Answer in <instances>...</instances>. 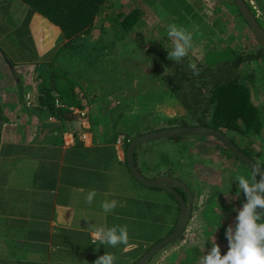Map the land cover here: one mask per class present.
<instances>
[{"label":"crops","instance_id":"crops-1","mask_svg":"<svg viewBox=\"0 0 264 264\" xmlns=\"http://www.w3.org/2000/svg\"><path fill=\"white\" fill-rule=\"evenodd\" d=\"M203 1L206 5L207 0ZM181 3L171 15L187 28L189 18L195 20V4L199 0ZM196 30L193 29V39ZM249 30L242 27L237 33L229 32L224 35V42L234 43L236 48H247L249 44L248 47L259 49L260 44ZM247 32L255 47L249 43ZM53 39L60 41L55 50L50 48ZM66 43L61 29L23 0H0V99L4 121L0 145V264H94L107 252L117 257L115 264H134L159 241H154L155 238L167 236L164 233L150 236L152 224L148 222L159 223L162 211L171 213L174 220L169 228L173 230L180 208L165 190L142 186L129 170L125 143L128 132L139 131L150 118L142 111L143 100L135 99L132 103L124 91L125 85L115 87L118 81L115 75L107 78L105 88L100 85L103 80L96 79L97 92L88 93L86 87H92L88 81L98 76L89 65L90 62L95 65L97 60H88L84 51ZM12 48L18 50L16 58H11ZM60 55L66 61L64 66L56 64ZM85 59L88 68L84 66L83 70L80 66ZM73 75L76 79L70 80ZM53 76L74 86L76 92L69 101L70 109L66 110L62 104L64 112L59 115L42 108L40 103L41 82ZM101 101L110 111L103 108ZM117 121H120L116 124L118 130ZM84 134L85 142L81 138ZM157 142L146 143L136 150L140 170L141 164H148L147 147ZM168 164L165 170L168 167L172 170ZM146 170L141 171L149 178L166 175L154 161ZM92 189L96 196L88 204L85 197ZM155 192L158 194L151 201L149 198L153 196L149 193ZM105 199L119 202L110 213L101 208ZM191 220L185 236L191 232ZM125 224L129 241L137 244L135 248L99 244L89 230L92 225L107 228ZM172 243L149 264L196 263L185 237L176 247H169ZM166 248H170L168 252ZM185 248L187 251L181 252Z\"/></svg>","mask_w":264,"mask_h":264},{"label":"trees","instance_id":"trees-1","mask_svg":"<svg viewBox=\"0 0 264 264\" xmlns=\"http://www.w3.org/2000/svg\"><path fill=\"white\" fill-rule=\"evenodd\" d=\"M23 1L35 12L43 15L61 29L63 39H67L66 44L68 47L79 48L84 53L85 49L87 50L90 47L88 43L89 36L94 29L98 14L107 2L106 0ZM169 1L165 3L166 7L168 9L172 8L174 12L176 6ZM147 2L152 6L156 4V0H147ZM230 4L236 6L233 0L230 1ZM248 5L256 15L249 2ZM139 14L140 11L137 9L129 14H117L121 28L118 30L116 39L113 38V42H105L104 40L99 42L100 45L97 47L106 59L100 65L95 64L93 66L98 76L92 81H88L89 83L92 82L91 86L94 87L96 79L106 81L107 78L115 75V79L118 80L115 87L118 85L122 87L125 82L130 89L131 87L134 88L133 95H130L129 99L132 103L135 99H142L140 105L147 108L149 104L152 106H156V102L161 104L162 101H165L166 96H168V99L173 98L185 110L182 112L183 114H180L181 116L178 115L175 118L178 126L207 125L219 129L264 168V144L261 145L260 151L253 148L256 141L259 138L261 139V133L264 130V84L258 85L259 81L256 77V73L260 74L262 68H264V49L261 46L259 49L252 47L245 49L231 48L229 45L221 47L220 42L215 43L214 41L202 58L194 57L189 51L186 57L180 62H176L168 59L170 49L165 48L163 42L156 38L151 46L146 47V40L141 33L136 34L137 39L125 37L132 27L138 23ZM238 14L242 17L239 10ZM257 19L259 21L258 17ZM184 22L186 23V21ZM222 27L225 28V25H222ZM248 28L251 30L249 25ZM114 43L120 47L116 54L109 52V49L111 50L114 47ZM128 46H133V49L138 48L136 51H131L127 50L126 47ZM139 49L141 50L140 53ZM83 54L81 53L82 56H84ZM216 54H220L221 58L214 57ZM146 55L150 59L149 62H152L153 68L151 72L144 73L145 69L137 68L136 61L139 62L141 58H146ZM190 62L195 63L200 70L198 76L193 75L192 70L189 68ZM140 75H144L145 79L141 80ZM44 76H47V74ZM242 78L244 81H242ZM159 80L167 83V90H161L157 87ZM249 83L253 89H256L254 93L250 90ZM81 87H85V85H81ZM88 87H86V90ZM40 90L41 107L54 111L58 115L62 111L64 112V108L66 110L70 109L69 105L72 104L69 101L73 100L76 95L74 86H70L55 76L43 79ZM203 93H206L207 98L203 97ZM57 103H60L61 106H56ZM62 104L65 105L64 108H62ZM124 106L127 105L124 104ZM121 116L122 114H120ZM119 122L115 123L116 129V124L119 125ZM150 131L140 129L133 133L128 132L129 135L125 143L128 146L136 136ZM183 137L188 136L171 139L179 140ZM216 142L218 141L216 140ZM218 144L228 151L230 156L240 161L224 145L220 142ZM249 171L252 172L250 169ZM260 180L256 176V181L259 182ZM222 184H218L215 188L219 189L218 193L228 202V205L248 202L243 191L236 190V185L231 192H223ZM178 190L186 199L185 192L181 189ZM171 198L175 200L172 196ZM176 203L178 204L177 201ZM263 210L258 208V214L261 216L258 223H264Z\"/></svg>","mask_w":264,"mask_h":264},{"label":"rangeland","instance_id":"rangeland-1","mask_svg":"<svg viewBox=\"0 0 264 264\" xmlns=\"http://www.w3.org/2000/svg\"><path fill=\"white\" fill-rule=\"evenodd\" d=\"M106 1L105 7L98 14L94 29L89 36L90 39L88 38L89 46H93L94 48L92 49L91 47H88L87 50L85 49L86 54L84 53V55L88 58V60L95 62L96 59V64L100 65V63L106 59V57L103 56V53L97 47L100 45L99 42L102 40L109 42L112 41L113 38L116 39L118 30L121 28L120 19H117V14H129L134 9L140 11L139 21L134 25V27H132L125 37H128L129 39H137L136 34L141 33L146 40V47L151 46L156 38L163 42L165 48L171 50L172 41L169 39L166 29L169 24L177 23V17H175V15H171L173 12L172 8L168 9L166 7L165 3L168 0H156L155 6H152L147 2V0ZM230 1L231 0H207V4L204 5L203 2L205 1L199 0V3L195 4V20L189 18L190 21L187 24L188 29L185 28L191 33H193V29H197L194 33L195 39L192 40L193 47L189 50L194 57L199 59L202 58L203 54L208 49H210V46L214 41L215 43L220 42V46L225 47L227 44L224 42L226 39L224 35L228 34L229 32L237 33L238 29L242 27H244L247 31V22L238 14L237 7L230 4ZM246 1L252 5L256 12V17H258L260 23L264 25V0ZM173 3L176 6V9L182 4L181 0H174ZM185 20H187V18H185ZM177 21L178 25L182 23L181 20ZM217 25H220L218 26L220 28H218ZM222 25H225V28H223ZM249 31L251 32V30ZM246 36H248L247 38L249 40L251 39V42L249 43H252V45L255 47V43L251 34H248L247 32ZM14 39L18 40L17 38ZM59 44L60 41L57 43L55 39H53L51 41L50 48L55 50ZM228 45L231 48H236L234 43H229ZM248 46L249 44L247 47ZM114 47L111 50L109 49V52H112V54L118 53L117 50L120 49L118 44L116 45L115 43ZM126 48L127 50L129 49L131 51H136L138 47L133 49V46H128ZM240 48L245 49L246 46ZM138 51L140 53L141 50L139 49ZM16 52H18L16 48H12V50H10L9 53L11 58L17 57ZM1 55L2 53H0V63L2 62ZM214 57L221 58V55L216 54ZM149 60L150 59L147 58V55L146 58H141L139 62L137 60V68H144V73L151 72L153 65L152 62H149ZM86 61L87 60L85 59V64H81L80 66L83 70H85L84 66L86 69L88 68ZM119 61L121 60L119 59ZM65 62V59H62L61 55L56 59V64L61 63V65L64 66ZM89 66L94 65H92L90 62ZM75 69H77V67H71V70ZM263 71L264 68H262L261 73L257 75V80L259 81L258 85L264 84ZM140 74H142V72H140ZM143 78L145 79V76L140 75V79L144 80ZM74 79H76L75 75H73L70 80ZM242 81H244L243 78ZM100 85L105 88L108 84L103 80ZM124 85L126 86L125 82ZM134 85L136 84L134 83ZM157 87L161 88V90H167L168 85L166 82L159 80L157 82ZM250 87V90L252 93H254L256 89H253L252 85H250ZM125 89L126 90L124 91L126 94L133 95V87L130 89L128 86H126ZM95 90L97 92L96 87H88L87 92L93 93ZM99 90L103 91L101 88H99ZM203 97L207 98L206 93H203ZM165 101L159 105H156L155 109L150 104L147 108L142 106L143 113L145 111L146 115L150 116V118L144 122V125L141 128L142 130L153 131L161 128L178 126L175 118L176 116H181L180 114H183L182 112L185 111L184 108L179 106L175 99H168V96H166ZM102 102L103 101L100 103L103 104V108L108 110L109 107L106 105V103ZM199 108L201 110L200 106ZM261 136V139L259 138L256 141V144L253 146L254 149H258L259 151L261 145L264 144V130L262 131ZM158 143L160 146L156 145ZM153 146L159 149H154ZM147 148L148 151L146 154L149 153L147 161L148 164L153 161L156 162V166L158 167V170L160 169L162 171V174L170 173L177 175L179 178L188 183L189 186H192L194 190L193 218L191 220L192 224L190 225V227L192 226L190 229L191 232H189L187 236L182 234L180 238L174 241L169 247L175 246L176 244L179 245L182 241V238L185 237V241H188L189 245L191 246L190 249L192 250V254L196 257L195 264H198L199 258L201 256L207 255L208 252H210L213 242L220 247L221 256L223 257L226 255L229 250L228 239L226 235L227 229L231 227L233 229V234L235 233V227L238 224L237 216L239 211L243 209V205L246 203L244 202L242 204L239 203L228 205V202L218 193L219 189L215 188V186L222 184L223 182V192H231L233 187L235 188V185L237 188L236 190L240 191L241 189H239V182L235 179V177L237 174H242L247 178H250L251 172L249 169L240 161L230 156L228 151L220 146L215 139L210 137L188 136L179 140L164 139L160 142L158 141L157 143H153V145H150ZM167 163H169L168 166H170V164L172 165V170L171 168L169 169L168 166V169L165 170ZM148 164L140 165L142 168L141 170L145 173L147 172L146 167ZM149 194L153 196L152 198H149L151 201H153L154 196H157L156 194H158V192ZM174 202L176 203V200H174ZM258 208L260 207H257V213ZM160 218L161 221L159 223L148 222L149 224H152L150 236L158 237L161 234L163 235V233L164 235H168V233L172 230L169 228L172 221L174 220L172 214L162 211ZM161 239L162 237H158L155 238L154 241H160ZM169 249L170 248H166L165 252H168ZM186 251V248L185 250H181V252L184 253Z\"/></svg>","mask_w":264,"mask_h":264},{"label":"clouds","instance_id":"clouds-1","mask_svg":"<svg viewBox=\"0 0 264 264\" xmlns=\"http://www.w3.org/2000/svg\"><path fill=\"white\" fill-rule=\"evenodd\" d=\"M166 30L169 39L172 41L168 59L180 62L193 47L192 33L175 23L169 24ZM189 68L193 75L198 76L200 74L195 63L190 62ZM261 170L259 167L253 166L250 178L242 174H237L235 177L239 182V189L246 195L248 202L239 211L235 233L233 234L231 227L227 229L229 249L227 254L222 257L220 247L213 242L210 252L201 256L198 264H264V243H262L264 242V223H258L261 216L256 212L257 207L264 208V177L259 182L256 181V176L260 174ZM95 196V189L89 190L85 197L86 202L91 204ZM118 203L116 200L105 199L101 203V208L104 213H110L118 206ZM89 230L94 241H99V244L107 247H116L121 244L126 249L137 247L136 243L129 241L126 224L113 225L107 228L92 225ZM116 259L114 254L107 252L99 256L94 264H115Z\"/></svg>","mask_w":264,"mask_h":264},{"label":"water","instance_id":"water-1","mask_svg":"<svg viewBox=\"0 0 264 264\" xmlns=\"http://www.w3.org/2000/svg\"><path fill=\"white\" fill-rule=\"evenodd\" d=\"M238 8L239 12L242 14V17L247 22L249 27L252 30L253 35L264 49V27L258 21L256 15L253 13L249 7L246 0H233ZM3 114H2V104L0 99V145L1 137L3 131ZM180 136H198V137H210L222 145H224L232 154H234L246 167L251 171L253 166L259 167L261 170L260 174L257 175L260 179L264 177V168L261 167L256 161H254L250 156H248L232 139L228 137L221 130L207 125H189V126H176V127H166L157 129L150 132L142 133L136 136L129 143L126 151V159L129 170L133 177L140 183L142 186L148 188H160L165 190L170 196H172L179 205L180 212L175 225V228L153 245L143 256H141L134 264H149L151 260L169 243L176 241L186 230L187 225L189 224L192 213H193V202L194 197L191 189L183 181L171 177V176H158L155 178L147 177L138 167L135 159L136 150L150 142L161 141L164 139H171L174 137ZM178 189H181L185 192L187 198L185 199Z\"/></svg>","mask_w":264,"mask_h":264},{"label":"built area","instance_id":"built-area-1","mask_svg":"<svg viewBox=\"0 0 264 264\" xmlns=\"http://www.w3.org/2000/svg\"><path fill=\"white\" fill-rule=\"evenodd\" d=\"M57 106L59 107V106H61V104L60 103H57ZM76 109H74V108H71V111H73V112H78V111H75ZM82 140L85 142L86 141V139H87V135H83L82 137ZM122 140H121V143H123L124 142V138H121Z\"/></svg>","mask_w":264,"mask_h":264},{"label":"flooded vegetation","instance_id":"flooded-vegetation-1","mask_svg":"<svg viewBox=\"0 0 264 264\" xmlns=\"http://www.w3.org/2000/svg\"><path fill=\"white\" fill-rule=\"evenodd\" d=\"M167 175L171 176V175H173V174H170V173H169V174H166V176H167ZM176 177H177V176H176ZM176 177H175V178H176ZM177 179H179V180L183 181L184 183H186L184 180H182V179L179 178V177H177ZM186 184L188 185V183H186ZM188 187L191 189L192 193H194L193 188H192L191 186H189V185H188ZM193 197H194V195H193ZM173 242H174V241H173ZM171 243H172V242H171ZM169 244H170V243H169Z\"/></svg>","mask_w":264,"mask_h":264}]
</instances>
